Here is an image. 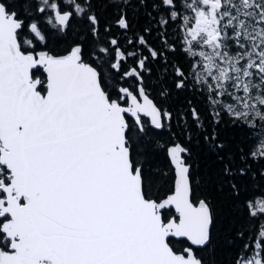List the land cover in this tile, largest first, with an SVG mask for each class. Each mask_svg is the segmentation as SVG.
<instances>
[{
    "label": "snow or ice",
    "instance_id": "snow-or-ice-1",
    "mask_svg": "<svg viewBox=\"0 0 264 264\" xmlns=\"http://www.w3.org/2000/svg\"><path fill=\"white\" fill-rule=\"evenodd\" d=\"M0 264H264V0H0Z\"/></svg>",
    "mask_w": 264,
    "mask_h": 264
},
{
    "label": "trees",
    "instance_id": "trees-1",
    "mask_svg": "<svg viewBox=\"0 0 264 264\" xmlns=\"http://www.w3.org/2000/svg\"><path fill=\"white\" fill-rule=\"evenodd\" d=\"M163 158H161L162 160ZM204 164H207L209 167L207 169H205L203 167ZM215 168V165L212 163L211 159L209 157H204L203 160H202V167H201V170L202 171H213ZM219 199L223 200L224 197L223 196H219L218 197ZM229 209H228V206L225 204L224 207H223V211L221 213V216H222V220L224 219V217L227 215ZM223 236H224V233L222 232L221 233V238L223 239ZM217 256L219 259L221 260H226L227 259V256H228V253H227V250H226V247L225 246H221L220 248H218V251H217Z\"/></svg>",
    "mask_w": 264,
    "mask_h": 264
}]
</instances>
